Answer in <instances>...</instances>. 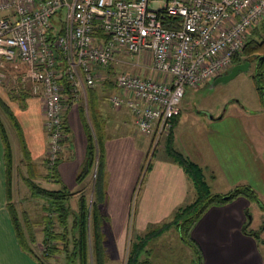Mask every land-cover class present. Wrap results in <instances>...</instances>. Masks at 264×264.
<instances>
[{"label": "crops", "instance_id": "1", "mask_svg": "<svg viewBox=\"0 0 264 264\" xmlns=\"http://www.w3.org/2000/svg\"><path fill=\"white\" fill-rule=\"evenodd\" d=\"M102 72L107 80L100 79L93 87L83 86L79 94H74L69 103L66 102L68 131L57 166L58 182L47 177L45 154L48 138L44 129L42 98L30 94L18 101L16 84L0 83V97L14 114L25 146L23 149L11 120L4 118L12 147V193L21 190L27 194L21 200L24 205L21 212L26 216L23 227L29 248L27 250L19 243L7 208L5 151L0 136V264H41L36 255L40 256L44 249L45 229L50 220L46 213L48 201L31 195L27 180L49 190L67 189L71 194L69 201L75 202V209L71 206L70 212H79L82 200L88 212L94 204L97 205L99 211L106 214L108 221L105 223L109 222L108 227L117 243L122 239L124 242L128 234L129 212H136L132 220L135 239L140 232L143 234L169 223L179 207L194 200L193 182L183 166L174 160L170 150L200 165L206 179L222 178L224 186L217 192L250 184L246 160L250 156L255 160V149L239 115L213 117L210 114L206 127L196 120L197 128L186 131L181 129L185 120L181 110L169 133L161 137L164 152L158 153L155 149L148 155L152 138L138 130L134 116L125 104H107L105 97L110 94L107 88L115 84L114 81L113 84L106 83L110 80L108 73L106 69ZM112 107H115V116ZM90 138L95 159L84 177L77 179L86 165ZM186 140L192 143V147ZM99 147L103 155L100 167ZM148 159L150 169L137 192ZM18 182H22L25 188L22 189ZM250 204L247 198L237 197L225 205L212 206L201 215L191 230V236L200 248L202 264H258L257 240L242 232ZM57 226L55 224L56 233L63 231L62 226ZM102 230L105 234L103 227ZM35 246L41 249L40 253L34 250ZM58 259L60 256L52 257L53 261Z\"/></svg>", "mask_w": 264, "mask_h": 264}, {"label": "built area", "instance_id": "2", "mask_svg": "<svg viewBox=\"0 0 264 264\" xmlns=\"http://www.w3.org/2000/svg\"><path fill=\"white\" fill-rule=\"evenodd\" d=\"M263 19L264 0H0V83L42 98L52 169L66 138L58 78L77 95L130 53L146 73H118L121 93L109 100L125 104L156 144L180 115L186 88L222 75Z\"/></svg>", "mask_w": 264, "mask_h": 264}, {"label": "trees", "instance_id": "3", "mask_svg": "<svg viewBox=\"0 0 264 264\" xmlns=\"http://www.w3.org/2000/svg\"><path fill=\"white\" fill-rule=\"evenodd\" d=\"M249 31L250 34L246 38L243 50L233 57V62L237 63L236 65H239L241 63H247L248 65L254 64L253 80L261 105L264 108V19L257 25L252 27ZM111 68L112 67H110L109 64L104 69H106L107 72L108 70L110 72ZM58 82L62 87L63 102L66 105V102L69 103L68 101H70L74 95L73 88L66 76H64L63 74L58 78ZM17 95L18 96L16 97L18 98V101H20L28 97L30 93L27 90L18 87ZM65 96L66 98H64ZM5 117L6 119H10L11 123L15 126L17 135L20 138L22 148L24 149L25 146L22 142L21 133L19 131V125L15 119V116L12 113L10 107L0 97V136L5 151L7 208L11 216L19 243L22 247L29 250L26 243L27 235L22 228L23 224L21 226V223L17 216L16 206H14L12 204V200H10L13 194L11 186L13 158L10 136L4 121ZM67 131L68 129L66 126L65 141L67 139ZM90 140L91 141L88 144L87 149L86 165L84 169L81 170L77 179L84 177V175L87 173V169L92 165L93 160L95 159V148L94 145L91 143V138ZM100 148L101 147H99L98 167H100L103 161L102 149ZM170 151L174 157V160L178 161L183 166L185 172L191 178L195 188V198L192 202L179 207L177 211L174 212L172 221H170L169 223H163L158 227L149 229L143 236L136 235L135 240L131 242V246L126 259V264H149V260H146L147 258H140L143 249L146 246V242L151 237L153 238L159 236L163 231L169 229L171 226H174L176 228L180 239L183 242L187 243L193 249L197 259L196 263L194 264H202V254L199 246L191 236V230L194 227L195 223L198 221V219L201 217V215L208 208L212 206L225 205L237 197H245L250 201L258 203L260 207L264 209V206L262 205L257 193L249 185L236 186L235 188L226 193H211L209 185L204 176L203 169L198 164L184 158L173 150ZM154 152L155 148L153 149L152 154ZM59 160L60 157L58 158V162ZM58 162L57 165L54 166L52 169H49L46 166L47 177L49 180H53L54 182L59 181L57 173ZM149 169L150 161L148 159L146 167L144 168L143 173L141 175L137 192L141 189L146 173L149 171ZM26 184L31 192V195L43 197L48 201L50 207H53V210L56 211L59 223L63 225V228H65L67 226L66 218L70 211L69 207L65 204V202H67L71 195L69 191L67 189L49 190L46 188H42L39 185L33 183L31 180H27ZM79 207V212L75 215L73 219V226L75 228L73 232H75V236H73L72 241V253L66 257L67 262L70 264H75V259L78 258V264H106V255L104 253L103 244L105 234L103 233L102 227L104 223L108 220L107 216L104 212H100L97 205L95 204L92 206L90 212H88L87 205L83 200L79 203ZM246 216L247 220L243 224L242 232L246 235L253 236L256 239L259 236V233H261L264 229V226L261 227L259 230H249L248 227L250 224V213L248 212V210L246 211ZM45 233L46 238L43 242V254H40V256L36 255L37 260L41 264H47L46 258L50 257L51 254L56 251L55 248L57 246L55 245L56 243L54 241H56V238L61 235L60 233L52 231L51 228H46ZM140 241H142L141 245L139 244Z\"/></svg>", "mask_w": 264, "mask_h": 264}, {"label": "rangeland", "instance_id": "4", "mask_svg": "<svg viewBox=\"0 0 264 264\" xmlns=\"http://www.w3.org/2000/svg\"><path fill=\"white\" fill-rule=\"evenodd\" d=\"M162 4L163 2H159L153 4L152 6L156 8L158 6H161ZM249 34L250 31L247 33V36ZM118 58L124 62H113V66L110 72L109 70L107 72V75L109 77L108 79L110 80H108L106 83L111 82L113 84L116 75L120 72L141 74L144 73L145 70H147L144 67L134 68L132 64L135 62L136 58L130 53L122 52V54L118 55ZM236 64L237 63L233 62L232 59L231 66L224 73H222V75L228 74L232 66ZM253 73L254 64H251L229 80H218L217 78L220 76H216L214 77L215 79H209L199 87H187L180 103L182 115L185 114V117H183L185 118V120L183 121L184 125L181 129L188 131L190 128H197L196 120H199L202 126L206 127V122L211 118V116L218 117L221 114H225L226 116L239 115L242 119V122L245 124V127H247V131L255 149V153L253 154L255 156V160H253L250 155V159L248 158L246 160V167L249 170L248 173L250 172V184L248 185H250L255 190L262 205L264 206V108L261 105L254 84ZM8 84L14 85V82L10 80ZM10 89L16 90L13 88ZM107 91L108 94H110L106 95L105 100L107 104L111 106L112 103L110 102L109 97L112 95H119L121 93V90L113 86L108 87ZM114 109L115 107L113 108V113L115 111ZM227 122L230 123V121ZM185 142H187L189 147H192V143L189 142V140H186ZM153 145H155L154 147L155 149H157L158 153L164 152L163 138H160L156 144H154V142L151 143L148 155L151 151H153ZM203 173L204 176H206L204 169ZM218 178L219 176L215 181L210 178L206 179L211 193L228 192H217L220 191L217 189H222V187L224 186L222 184V178ZM18 183H20L22 189L25 188L22 182ZM26 195L23 194V191L20 190L19 193H13L10 198V200H12V204L16 206L17 216L19 218L21 226L23 222L26 223L25 213L21 212V209H23L22 207H24L21 200ZM69 199L67 200V202H65L66 206L69 207V210L71 209V206L75 209V202L73 200L69 201ZM48 208V212H46L48 218L50 219L48 228H51L52 231L55 232V224H57L58 226L63 225H60L56 211L53 210V207H50L49 203ZM77 213L78 212L69 211V214L66 218L67 226L65 228H62L63 231H60L61 235L56 238V244L58 246L55 248L56 251L51 254V258L47 256V264H70L67 262L66 257L69 256L73 250L72 241L73 236H75V232H73L75 229L73 226V218ZM135 213L136 212H129V230L124 242L122 239L119 243H117L114 234L110 232V228L108 227L109 224L107 223L109 222L104 223L103 229L105 230V238L103 244L104 253L106 255V264H126V259L131 246V242L135 240V233H133L132 224L133 216L135 215ZM250 216L251 220L248 227L249 230H259L264 226V209L254 201H251L250 204ZM22 228L23 230H25L23 226ZM137 232L139 233V231ZM140 233L141 236L145 234H142V232ZM256 240L258 243L256 251V254L259 257L258 264H264V229L261 233H259V236L256 238ZM139 244L141 245L142 241H140ZM33 248L36 252H41V249H39L38 246H35ZM41 254H43V252ZM53 256H60V259L53 261ZM140 258H147L146 260H149V264H194L197 260L193 249L187 243L183 242L180 239V236L174 226L170 227L166 231H163L159 236L153 238L151 237L150 239H148ZM74 263L78 264V258L75 259Z\"/></svg>", "mask_w": 264, "mask_h": 264}, {"label": "water", "instance_id": "5", "mask_svg": "<svg viewBox=\"0 0 264 264\" xmlns=\"http://www.w3.org/2000/svg\"><path fill=\"white\" fill-rule=\"evenodd\" d=\"M249 65L247 63H242L239 65H234L230 72L226 75H222L220 77H218V80H229L231 78H233L236 74L239 73V71L243 70L244 68L248 67ZM249 220H251V216H249Z\"/></svg>", "mask_w": 264, "mask_h": 264}, {"label": "flooded vegetation", "instance_id": "6", "mask_svg": "<svg viewBox=\"0 0 264 264\" xmlns=\"http://www.w3.org/2000/svg\"><path fill=\"white\" fill-rule=\"evenodd\" d=\"M242 64V63H241ZM233 67V66H232ZM219 76H221V75H219ZM218 77V76H217ZM215 79V78H214Z\"/></svg>", "mask_w": 264, "mask_h": 264}]
</instances>
